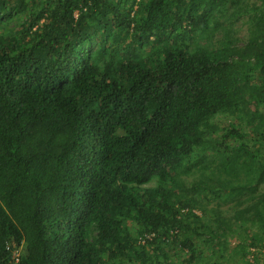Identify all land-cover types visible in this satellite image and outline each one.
<instances>
[{"label": "trees", "instance_id": "obj_1", "mask_svg": "<svg viewBox=\"0 0 264 264\" xmlns=\"http://www.w3.org/2000/svg\"><path fill=\"white\" fill-rule=\"evenodd\" d=\"M240 2L0 0V264H261L264 0L243 46Z\"/></svg>", "mask_w": 264, "mask_h": 264}, {"label": "rangeland", "instance_id": "obj_2", "mask_svg": "<svg viewBox=\"0 0 264 264\" xmlns=\"http://www.w3.org/2000/svg\"><path fill=\"white\" fill-rule=\"evenodd\" d=\"M262 2V0H241L239 6L241 7V15L237 17H228L230 13H232L234 7L230 4H227L226 8H221L217 11L218 14H221V16H225V20L223 21L224 24L227 25L232 31V34L234 37L238 39V46H243L244 42L246 41V36L248 33V15L251 13L250 8L252 5L257 4L259 5ZM244 9H247V11H244ZM222 32L218 31L216 33V38H221ZM261 190L264 191V185H261ZM232 243L236 242L235 238L230 239ZM260 257L261 264H264V256H262V253L258 254ZM250 261H252V257L249 258Z\"/></svg>", "mask_w": 264, "mask_h": 264}, {"label": "clouds", "instance_id": "obj_3", "mask_svg": "<svg viewBox=\"0 0 264 264\" xmlns=\"http://www.w3.org/2000/svg\"><path fill=\"white\" fill-rule=\"evenodd\" d=\"M15 251H17V252H18V255H19L20 249H19V248H15V249H13V254H14ZM18 255H17V258H18ZM14 259H15V258H14ZM16 260H17V259H16Z\"/></svg>", "mask_w": 264, "mask_h": 264}, {"label": "built area", "instance_id": "obj_4", "mask_svg": "<svg viewBox=\"0 0 264 264\" xmlns=\"http://www.w3.org/2000/svg\"><path fill=\"white\" fill-rule=\"evenodd\" d=\"M17 255H18V252L15 251L14 254H13V257H14L15 259H17Z\"/></svg>", "mask_w": 264, "mask_h": 264}]
</instances>
